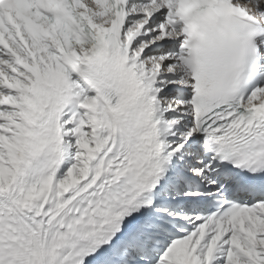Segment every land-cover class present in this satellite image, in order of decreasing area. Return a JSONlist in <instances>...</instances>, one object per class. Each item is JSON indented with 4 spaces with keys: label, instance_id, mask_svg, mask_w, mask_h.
Wrapping results in <instances>:
<instances>
[{
    "label": "snow or ice",
    "instance_id": "6c2138e0",
    "mask_svg": "<svg viewBox=\"0 0 264 264\" xmlns=\"http://www.w3.org/2000/svg\"><path fill=\"white\" fill-rule=\"evenodd\" d=\"M0 264H264V0H0Z\"/></svg>",
    "mask_w": 264,
    "mask_h": 264
}]
</instances>
